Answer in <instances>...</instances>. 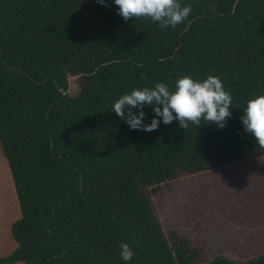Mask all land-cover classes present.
I'll list each match as a JSON object with an SVG mask.
<instances>
[{"label":"trees","instance_id":"16d2710c","mask_svg":"<svg viewBox=\"0 0 264 264\" xmlns=\"http://www.w3.org/2000/svg\"><path fill=\"white\" fill-rule=\"evenodd\" d=\"M181 3L187 20L162 29L125 20L112 0H0V148L21 213L0 264H125L121 242L135 252L127 264H264V254L198 263L188 238L164 233L148 192L264 156L241 121L264 94V0ZM185 74L222 79L233 97L225 127L132 130L111 111L132 88Z\"/></svg>","mask_w":264,"mask_h":264},{"label":"rangeland","instance_id":"374dc122","mask_svg":"<svg viewBox=\"0 0 264 264\" xmlns=\"http://www.w3.org/2000/svg\"><path fill=\"white\" fill-rule=\"evenodd\" d=\"M80 84V78H69L68 93L78 95ZM148 192L164 233L188 238L200 250L198 263L264 254V156L181 177ZM20 217L0 148V258L17 248L10 229Z\"/></svg>","mask_w":264,"mask_h":264},{"label":"clouds","instance_id":"9594fccd","mask_svg":"<svg viewBox=\"0 0 264 264\" xmlns=\"http://www.w3.org/2000/svg\"><path fill=\"white\" fill-rule=\"evenodd\" d=\"M97 3L106 5L107 0H97ZM112 3L118 6V14L125 20L150 18L162 29L175 28L185 22L192 11L191 5L182 4L181 0H112ZM232 103L233 97L218 75L209 74L199 79L185 74L172 86L157 81L152 86L134 87L115 99L111 111L132 130L154 131L161 123L171 124L174 120L184 129L190 124L199 125L202 120L223 128L232 115ZM147 108L154 113L150 123L146 122ZM241 121L244 130L264 146V94L247 101ZM119 248L120 257L127 264L135 252L126 242H121Z\"/></svg>","mask_w":264,"mask_h":264},{"label":"water","instance_id":"95a60500","mask_svg":"<svg viewBox=\"0 0 264 264\" xmlns=\"http://www.w3.org/2000/svg\"><path fill=\"white\" fill-rule=\"evenodd\" d=\"M9 68L12 69V70H16L17 69L16 67H12V66H9ZM20 71H22V70H20ZM25 74L27 75V73H25ZM40 83H43V82H40Z\"/></svg>","mask_w":264,"mask_h":264}]
</instances>
